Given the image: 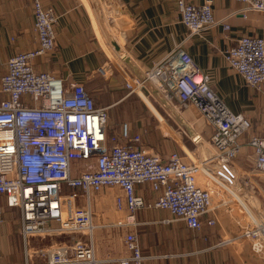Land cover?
<instances>
[{
    "label": "built area",
    "instance_id": "1",
    "mask_svg": "<svg viewBox=\"0 0 264 264\" xmlns=\"http://www.w3.org/2000/svg\"><path fill=\"white\" fill-rule=\"evenodd\" d=\"M233 1L242 5L239 13L244 18L250 12L264 14V0ZM212 3L176 0L188 37L218 25L229 30L224 20L214 18ZM32 11L38 45L11 56L0 76V198H5L8 208L20 211L24 249H29L27 241L32 236L73 232L90 236L98 228L94 224L97 208L107 213L100 227H133L138 210L159 209L198 232L200 218L213 207L216 184L224 196L240 204L239 214L246 216L248 225L239 236L249 241L254 253H264V221L244 197L250 195L264 212V198L252 196L258 190L253 181L264 176V126L259 133L249 117L231 112L211 88L208 74L195 65L181 43L141 76L117 70L128 95L142 98L154 90L171 103L192 105L211 129L212 154L187 161V151L172 152L161 159L141 147L146 130L132 133L128 123L121 124L118 135L108 134L106 108L96 107L83 84H65L48 72L34 70V60L55 47L57 16L41 0H33ZM223 58L249 88L264 96V37H239L223 52ZM113 61L108 54L97 72L105 78L111 75ZM244 137L254 158L248 171L234 163ZM214 171L233 176L232 183L223 175L231 187ZM203 175L206 179L199 182ZM145 183L158 193L153 201L135 193V187ZM1 210L0 204V223ZM206 223L212 226L214 221ZM125 243L129 256L111 260L97 258L90 244L51 242L36 252L40 262H29L26 251L24 264H143L137 237L128 233Z\"/></svg>",
    "mask_w": 264,
    "mask_h": 264
},
{
    "label": "crops",
    "instance_id": "2",
    "mask_svg": "<svg viewBox=\"0 0 264 264\" xmlns=\"http://www.w3.org/2000/svg\"><path fill=\"white\" fill-rule=\"evenodd\" d=\"M102 1L41 0L57 16L55 47L50 53L35 59L33 66L36 72H48L65 84H83L96 107L106 108L108 134L118 135L121 124L128 123L132 133L146 130L141 147L148 153L161 159H167L172 152L183 154L184 150L167 140L159 126L162 125L179 140V135L169 131L171 129L165 122L164 115L168 110L173 121L183 124L188 133L196 135L197 139L200 137L209 147L211 129L192 105L171 104L154 90L150 95L145 92L141 97L155 115L139 96L127 94L117 70L123 68L141 76L181 43L195 65L208 74L211 88L225 106L233 113L249 117L254 129L262 132L264 96L249 88L242 77L226 64L223 52L241 36L264 37V14L250 12L244 18L239 13L241 4L233 0H213L214 18L224 20L229 30L225 31L218 25L201 35L188 37V30L180 21L176 0H113L114 3L111 1L112 4L104 5L105 8ZM185 1L198 5L204 0ZM32 3L33 0H0V76L5 73L6 62L11 56L35 49L38 45L33 30ZM113 10L114 13L110 14ZM105 49L114 60L113 72L106 78L97 72L108 59ZM147 100H152L154 107ZM241 143L242 148L234 163L240 170L248 171L253 167L254 158L252 150L245 144V137ZM208 147L200 144L194 150L184 148L189 154L186 160L206 158L212 154ZM78 165L82 166V163ZM78 174L75 170L74 175ZM214 174L231 187L224 177L231 178L227 171L223 172L224 176L215 171ZM205 179L203 175L199 182ZM256 180L254 185L264 188V176ZM214 187L213 207L200 218L202 227L198 232L174 220L166 210L141 209L134 215L136 223L133 227L101 226L95 228L90 236L82 232L32 236L27 241L29 249H14L11 227L1 215L0 264H24L26 251L29 262H40L36 252L44 247L43 239L46 237L51 242L52 238L59 237L65 239L60 243L75 240L90 244L97 258L116 260L130 254L125 243L128 233L137 237L143 264H264V253H254L249 241L239 236L248 225L246 216L239 214L240 204L224 196L219 185L214 184ZM135 193L145 201H153L158 196L146 183L137 185ZM0 204L3 214L4 206L7 207L5 198H0ZM78 205L84 206V203ZM16 210L19 234L20 211ZM208 220H213L214 224L208 226ZM112 264L116 263L113 261Z\"/></svg>",
    "mask_w": 264,
    "mask_h": 264
},
{
    "label": "rangeland",
    "instance_id": "3",
    "mask_svg": "<svg viewBox=\"0 0 264 264\" xmlns=\"http://www.w3.org/2000/svg\"><path fill=\"white\" fill-rule=\"evenodd\" d=\"M111 1L113 2V0H103L102 1L103 7H104V5L105 6H110L112 4ZM113 13H114V10L110 14H113ZM141 100H143V99L141 98ZM147 101L154 107V102L152 100H150V101L147 100ZM143 102L148 106V103L145 100H143ZM145 104H143L144 106L142 108L143 111H144V115H145ZM171 104H177V102L174 101ZM148 108L150 109L149 106H148ZM150 110H151L152 113H154L152 109H150ZM165 112H166V114L164 115L165 122L167 123L168 128L171 129L169 131H173L174 133H177V135H179V140H178V138H176V136H174L172 134L170 135L169 132L162 127V125H159V126L161 127V129H162L161 131L164 133L166 139L167 140L170 139L173 142V145H176V143H177V146L179 148H182L184 151H186L185 149H187V151L194 150L195 146L196 145L198 146L200 144L204 145L205 147H208V146H206V143L200 139V137L197 139L196 135H192V134L188 133V130L183 126V124H180V122L173 121L170 118L171 117L170 116V114H171L170 111L168 112V110H166ZM161 113H163V112L161 111ZM256 120L257 119L254 120L255 123H257ZM258 121H260V120H258ZM187 127L190 128V126H187ZM144 137H145V134H144ZM175 138L177 139V141H176ZM175 148H176V146H175ZM208 148L210 150L209 152L212 153L213 149L210 146V144H209ZM230 179H231V181L233 183V180H234L233 176ZM256 181L257 180L255 179L254 182H256ZM256 187L258 189L257 190V194H254L252 196L253 197H258V198L261 197V199H263L264 198V188L260 187V186H259V188H258V186H256ZM248 196H250V195H248ZM101 209H104V208H97V210H96V217L97 218H95L96 220L94 219V221H95L94 224H97L98 227H100V225L104 223L102 217L107 214L106 211H103ZM16 211H17L16 209L7 208V207L4 206V213L2 214V216H4V218L6 219V221L8 222V224L11 227V230H12V236H11L12 247L14 249H24V241H23L22 237H20V235L18 234V227H17L18 226V221H17V218H16V215H17ZM43 240H44L43 243H45L44 246H47V245H49L51 243V241H49V238H47V237L44 238ZM63 240H65V239H62V238H59V237L58 238L57 237L56 238H52L53 243L54 242H62Z\"/></svg>",
    "mask_w": 264,
    "mask_h": 264
},
{
    "label": "water",
    "instance_id": "4",
    "mask_svg": "<svg viewBox=\"0 0 264 264\" xmlns=\"http://www.w3.org/2000/svg\"><path fill=\"white\" fill-rule=\"evenodd\" d=\"M247 203L249 204V206L253 209V211L256 213V215L264 221V212L262 210V208L255 202V200L248 196V195H244Z\"/></svg>",
    "mask_w": 264,
    "mask_h": 264
}]
</instances>
